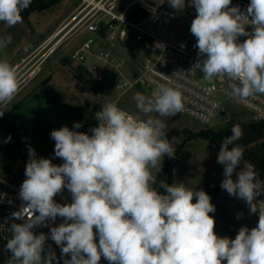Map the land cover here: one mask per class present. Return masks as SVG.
<instances>
[{"label": "clouds", "instance_id": "1", "mask_svg": "<svg viewBox=\"0 0 264 264\" xmlns=\"http://www.w3.org/2000/svg\"><path fill=\"white\" fill-rule=\"evenodd\" d=\"M31 3L0 0V22L14 27ZM168 3L178 11L185 7V0ZM190 3L197 13L190 32L201 58L193 68L209 82L227 78L231 95L242 102L264 95V0H250L247 15L230 7L232 0ZM241 36L248 38L239 42ZM11 42V36L0 39V48ZM19 87L16 69L0 59V103L11 102ZM134 99L144 114L171 117L184 109L181 91L166 84L150 96L137 93ZM96 119L99 123L90 129L91 135L67 126L51 131L54 154L64 161L62 165L37 159L29 148L26 179L19 192L24 203L11 214L24 223L11 224L6 250L12 256L7 264H53L54 253L43 255L49 237L35 235L33 228L47 226L57 217L64 222L51 227L49 235L62 256L70 254L64 264H99L101 257L109 264H264V206L258 208L254 202L264 192V181L235 143L243 137L238 124L221 141L217 157L224 166L221 188L243 200L259 219L256 227H241L235 239H229L215 233V219L209 214L216 209L204 190L165 180L155 187L152 170L160 172L163 157L175 155V138L167 139L164 120L135 118L115 103L104 104ZM241 161L244 167L234 181ZM65 188L72 202L57 203L54 197Z\"/></svg>", "mask_w": 264, "mask_h": 264}, {"label": "rangeland", "instance_id": "2", "mask_svg": "<svg viewBox=\"0 0 264 264\" xmlns=\"http://www.w3.org/2000/svg\"><path fill=\"white\" fill-rule=\"evenodd\" d=\"M129 1L119 0V4L122 6ZM242 1L250 3V0ZM78 4V0H59L46 9L30 10L27 16L22 17V22L11 28L0 22V39L8 36L12 38L10 44L0 48V59H6L16 69L20 82L19 91L13 100L0 103V111H3L0 116V177L21 187L26 179L29 148L35 150L37 159L47 158L55 147L50 135L52 130L67 126L70 130L89 134L96 113L102 110L104 104L115 103L135 118L164 120L167 139L173 141L175 138V155L172 158L176 164L167 169L166 162L171 158L167 155L163 157L160 172L152 170L157 179L155 187H158L160 180H165L170 185L183 183L196 191L204 190L216 209L209 215L215 219L214 231L219 237L235 239L241 227L246 226L249 230L256 227L258 213H251L243 200L221 188L224 166L217 163L221 142L211 139V135L234 124L256 122L251 114L232 104H225L224 116L219 115L209 125H202L179 113L171 117H159L156 113L140 112L136 107L135 95L144 93L150 96L156 91L126 86L118 89L110 82H99L87 68L76 65L71 59L76 42L86 35L64 38L63 32L54 34L70 19ZM52 35L53 38L49 40ZM121 55L126 59L124 68L129 78L137 62L149 53L140 45L131 43L124 46ZM77 122L82 127L75 128ZM231 147L229 145V149ZM242 148L244 160L250 163L253 152H264L260 143ZM243 167L244 161H241L233 173L234 181L237 179L236 173ZM255 171H258L259 179L264 181V169ZM54 200L60 204L70 201L58 195ZM254 202L259 208L264 203V192ZM51 224L52 221H48L44 227ZM95 240L98 243V236ZM50 252L55 254L53 264H64L65 259L71 258L70 254L62 256L60 248L47 244L43 255L47 256ZM11 256L6 246L2 247L0 264H7ZM100 262L109 264L103 257Z\"/></svg>", "mask_w": 264, "mask_h": 264}, {"label": "built area", "instance_id": "3", "mask_svg": "<svg viewBox=\"0 0 264 264\" xmlns=\"http://www.w3.org/2000/svg\"><path fill=\"white\" fill-rule=\"evenodd\" d=\"M78 1L70 19L54 34L63 32L64 38L86 35L75 46L71 59L76 65L87 68L99 82H110L118 89L126 86L157 91L161 84L177 88L184 97V109L179 114L202 125H209L218 117L221 109H225V104H232L249 112L255 121H264V95L242 102L231 95V82L227 78L224 81L214 79L209 82L203 78L204 74L200 69L193 68L201 58L195 47L196 38L190 32L191 23L197 15L190 0H185L184 9L179 11L172 8L168 0H164L162 4L159 0H131L122 6L119 0ZM248 5L246 1L237 0L230 7H238L247 15ZM246 31H252L250 24L246 26ZM52 38L53 35L49 40ZM247 38L241 36L238 40L243 42ZM131 43L140 45L149 55L137 62L134 72L128 78L124 68L126 59L122 57L121 51ZM98 123L96 119L91 128L98 126ZM47 159L54 165H62L64 162L55 157L54 149ZM19 192L20 187L0 177V250L12 236L9 230L11 224L24 223V220L11 216L24 203ZM58 196L72 202L67 188ZM262 206L264 203L260 205ZM63 222V218H57L47 228L44 225L33 228L35 235L44 233L49 237L44 248L47 244L60 248L49 234L51 227Z\"/></svg>", "mask_w": 264, "mask_h": 264}, {"label": "trees", "instance_id": "4", "mask_svg": "<svg viewBox=\"0 0 264 264\" xmlns=\"http://www.w3.org/2000/svg\"><path fill=\"white\" fill-rule=\"evenodd\" d=\"M59 0H32L31 5L22 12V17L28 15L30 10H43L58 3ZM243 129V137L235 143L241 147H246L251 144L260 143L262 151L264 150V121H256L248 124H239ZM231 135V127H227L220 131L218 134L211 135L212 141H222L225 137ZM253 159L251 160L252 165L256 170L264 169V152L257 153L253 152ZM168 168L173 167L176 161L171 158L166 162Z\"/></svg>", "mask_w": 264, "mask_h": 264}, {"label": "crops", "instance_id": "5", "mask_svg": "<svg viewBox=\"0 0 264 264\" xmlns=\"http://www.w3.org/2000/svg\"><path fill=\"white\" fill-rule=\"evenodd\" d=\"M85 38V36L83 38H79L80 40H78L75 44V46L80 43L83 39ZM38 47L35 48V50H37ZM99 264H102L100 261H99Z\"/></svg>", "mask_w": 264, "mask_h": 264}, {"label": "water", "instance_id": "6", "mask_svg": "<svg viewBox=\"0 0 264 264\" xmlns=\"http://www.w3.org/2000/svg\"><path fill=\"white\" fill-rule=\"evenodd\" d=\"M225 115V109L224 108H222L221 109V112H220V116H224ZM257 173H258V171H256Z\"/></svg>", "mask_w": 264, "mask_h": 264}, {"label": "bare ground", "instance_id": "7", "mask_svg": "<svg viewBox=\"0 0 264 264\" xmlns=\"http://www.w3.org/2000/svg\"><path fill=\"white\" fill-rule=\"evenodd\" d=\"M50 42V41H49Z\"/></svg>", "mask_w": 264, "mask_h": 264}]
</instances>
